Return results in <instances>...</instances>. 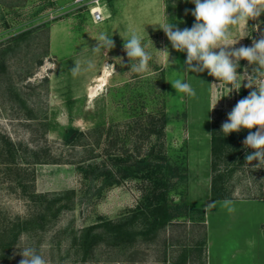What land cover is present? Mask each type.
Masks as SVG:
<instances>
[{
    "label": "rangeland",
    "instance_id": "rangeland-1",
    "mask_svg": "<svg viewBox=\"0 0 264 264\" xmlns=\"http://www.w3.org/2000/svg\"><path fill=\"white\" fill-rule=\"evenodd\" d=\"M123 1L129 3L103 0L110 16L95 23L69 0H0V147L2 135L17 145L21 167L6 169L0 158V228L36 213L37 204L27 198L22 184L48 199L59 191H75L72 208L43 229L23 232L5 257L0 253V264H19L18 253L25 247H34L46 264H81L71 236L101 217L132 213L164 189L168 202L191 208L188 215L131 244L103 242L84 264H171L185 248L188 264H199L196 247L203 239L206 264H264V168L254 169L258 161L245 162L254 150L243 143L234 159L220 160L217 170L212 167V131H221L247 82L229 93L207 71L179 73L186 53L172 48L159 25L191 28L195 18L185 10L195 5L188 0H158L157 8L148 3L128 13ZM257 23L259 29L234 47L259 39L264 14L248 26ZM130 29L143 36L152 55L143 74L130 71L123 50L122 37ZM100 33L112 35L115 47L93 53ZM154 47H167L169 61L179 63L169 65L166 54ZM74 61L82 66L76 76L70 72ZM240 65L241 74L245 68L251 72L246 60ZM105 72V84L90 94ZM175 79L189 83L196 96L177 93L169 83ZM248 133L245 129L238 143ZM32 151L43 160L31 162ZM140 159L150 165L139 175L155 169L166 185L124 175L123 169ZM219 172L229 195L213 199L212 179ZM226 199L235 211L227 210Z\"/></svg>",
    "mask_w": 264,
    "mask_h": 264
},
{
    "label": "clouds",
    "instance_id": "clouds-1",
    "mask_svg": "<svg viewBox=\"0 0 264 264\" xmlns=\"http://www.w3.org/2000/svg\"><path fill=\"white\" fill-rule=\"evenodd\" d=\"M188 2L195 5L194 9L185 10V15L190 12L195 18L191 28L181 29L175 23L168 22L159 25L172 48L177 52L186 53L183 70L179 73L199 74L207 71L209 76L228 86L229 93L233 89L238 92L242 83L247 82L243 86L252 90L246 97L237 101L227 114V120L221 125V132L227 136L239 132L242 128L250 130L242 143L245 148L254 151L245 155V162L249 165L253 161H258L254 169L264 168V32H260L259 39H252L251 46L234 47L240 40L251 37V34L259 29V23L249 28L248 22L258 20L264 14V0H188ZM235 33H238V37ZM122 38L123 50L130 61V71L136 74L147 72L152 55L147 51L148 45L143 43V36L130 29L127 38ZM94 39L98 44L91 50L93 53H99L101 48L109 52L115 47L112 35L107 33H100ZM150 41L153 45L151 39ZM157 51L166 54L169 65L179 63L175 59L169 61L167 47ZM241 60L248 62L251 72L248 68H245L242 74L237 71L241 67ZM74 62L75 67L70 72L76 76L81 73L82 66L80 61ZM86 64L89 69L93 67L90 60ZM169 83L177 93H184L189 97L196 96L195 89L182 79H175ZM252 129L256 130L253 132ZM223 204L229 212L235 211L234 207L230 206L231 201L226 199ZM18 254L22 257L19 264H46L43 256L38 254L34 247H25Z\"/></svg>",
    "mask_w": 264,
    "mask_h": 264
},
{
    "label": "trees",
    "instance_id": "trees-1",
    "mask_svg": "<svg viewBox=\"0 0 264 264\" xmlns=\"http://www.w3.org/2000/svg\"><path fill=\"white\" fill-rule=\"evenodd\" d=\"M251 89L243 88L240 92L242 98L246 97ZM165 124L163 116L161 128ZM245 129L239 132H233L224 136V134L216 128L212 131V167L217 170L220 160L228 161L234 159L235 154H240L242 142L239 140L244 136ZM250 131V130H249ZM251 131H254L252 129ZM80 134V132L78 133ZM77 137V136H76ZM2 146L0 147V158L4 160L6 169H20L17 165L19 157V147L15 145L8 137L1 136ZM33 159L31 162H41L43 159L37 151H32ZM47 160V159H45ZM150 165L147 159H140L134 165L127 166L123 169L124 175L143 176L159 186L166 185L165 179H160L154 173L155 169H146L145 173L139 175L144 167ZM20 184L22 179L18 178ZM226 178L223 173H215L212 179L211 195L213 199L228 198V191L224 186ZM22 191L25 192L27 198L37 204L36 213L28 218H17L5 224L0 228V253L9 252L17 242L21 234L25 231H34L43 229L46 224L55 220L59 214L72 208L75 201V191L64 190L55 193V196L48 199V194L38 193L35 190L27 191L26 186L22 184ZM165 189L155 193L150 198L151 202L145 206H138L132 213L124 215L118 219H110L101 217L97 222L80 229L78 234L71 236L72 245L76 246V253L79 255L81 264L93 258L95 250L103 243L109 242L113 245L122 246L131 244L138 240L140 235L153 236L157 230L170 224L179 216L189 214L191 208L186 203L178 204L168 202ZM205 243L204 239L198 242L196 247L198 250L199 264H206L202 257V248ZM189 251L187 248L179 254V257L172 261L171 264H188ZM6 256V255H2ZM194 259V258H193ZM164 258V263H166Z\"/></svg>",
    "mask_w": 264,
    "mask_h": 264
},
{
    "label": "built area",
    "instance_id": "built-area-1",
    "mask_svg": "<svg viewBox=\"0 0 264 264\" xmlns=\"http://www.w3.org/2000/svg\"><path fill=\"white\" fill-rule=\"evenodd\" d=\"M103 0H69V3L77 8L86 10L92 21L100 23L109 18V14L106 10Z\"/></svg>",
    "mask_w": 264,
    "mask_h": 264
},
{
    "label": "crops",
    "instance_id": "crops-1",
    "mask_svg": "<svg viewBox=\"0 0 264 264\" xmlns=\"http://www.w3.org/2000/svg\"><path fill=\"white\" fill-rule=\"evenodd\" d=\"M161 1V0H159ZM129 3H126L123 1L124 5H123V11L125 13H128V11L135 7L138 10L143 9V7H145L146 4L150 3L151 5L155 6L156 8L159 7L158 6V0H129ZM108 14L109 11L107 10ZM110 15V14H109ZM127 16V14H125ZM92 20V19H91Z\"/></svg>",
    "mask_w": 264,
    "mask_h": 264
},
{
    "label": "bare ground",
    "instance_id": "bare-ground-1",
    "mask_svg": "<svg viewBox=\"0 0 264 264\" xmlns=\"http://www.w3.org/2000/svg\"><path fill=\"white\" fill-rule=\"evenodd\" d=\"M107 73L105 72L98 77L97 79L98 83L94 86H91L89 89L90 94H96L97 90L100 89L105 84Z\"/></svg>",
    "mask_w": 264,
    "mask_h": 264
}]
</instances>
